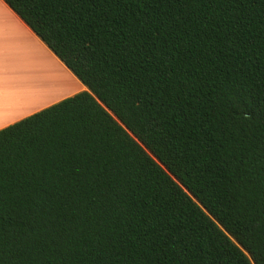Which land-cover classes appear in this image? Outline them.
Instances as JSON below:
<instances>
[{"label":"trees","instance_id":"obj_1","mask_svg":"<svg viewBox=\"0 0 264 264\" xmlns=\"http://www.w3.org/2000/svg\"><path fill=\"white\" fill-rule=\"evenodd\" d=\"M85 86L0 129V264H264V0H3Z\"/></svg>","mask_w":264,"mask_h":264},{"label":"crops","instance_id":"obj_2","mask_svg":"<svg viewBox=\"0 0 264 264\" xmlns=\"http://www.w3.org/2000/svg\"><path fill=\"white\" fill-rule=\"evenodd\" d=\"M63 70L75 88L66 91L55 75ZM85 86L0 0V129Z\"/></svg>","mask_w":264,"mask_h":264},{"label":"rangeland","instance_id":"obj_3","mask_svg":"<svg viewBox=\"0 0 264 264\" xmlns=\"http://www.w3.org/2000/svg\"><path fill=\"white\" fill-rule=\"evenodd\" d=\"M55 75L60 79V81L65 82L67 85L66 91H72L75 86L73 85L72 81L70 80L69 76L63 72V70H55Z\"/></svg>","mask_w":264,"mask_h":264}]
</instances>
